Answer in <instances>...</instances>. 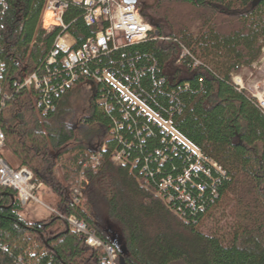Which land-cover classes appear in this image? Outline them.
<instances>
[{
  "label": "trees",
  "instance_id": "trees-1",
  "mask_svg": "<svg viewBox=\"0 0 264 264\" xmlns=\"http://www.w3.org/2000/svg\"><path fill=\"white\" fill-rule=\"evenodd\" d=\"M6 1L8 10L0 17V102L5 94L12 98L0 112L6 136L2 156L13 169L32 171L49 190L51 195L42 191L39 195L55 213L50 212L48 220L30 222L17 193L0 186V264H104V252L87 246L86 237L75 233L64 219L70 217L107 244L112 245L116 236L119 264L121 257L124 264H264V111L232 81V75L261 58L264 0H182L233 22L229 31L208 26L196 35L187 28L176 30L155 6L145 9V0H138L136 6L153 27L152 36L171 40H148L91 65L99 75L104 67L117 77L139 73L138 87L150 110L226 171L225 177L214 169L210 177L193 176L190 192L195 209L182 201L169 204L158 194L162 178L182 174L189 164L184 148L172 153L160 127L136 112L129 111L131 117L125 120L127 108L111 87L90 90L85 137L66 129L63 120L72 112L77 93L86 87L79 84L52 95L56 109L46 115L37 109L36 92H17L14 83L42 67L59 30L47 35L41 28L45 0ZM82 14L72 6L66 15L68 24L75 22L70 31L78 48L85 37L95 34ZM182 47L191 57L175 70L172 83L168 76L159 83L164 71L170 73ZM193 62L199 64L194 67ZM102 92L113 106L110 113L97 102ZM96 131L99 140H91ZM104 144L107 150L94 169L91 157ZM123 149L131 161H139L138 166L112 162L113 152ZM160 153L168 156L164 165ZM66 154L74 155L76 168L61 179L55 164ZM68 163L64 170H69ZM145 165L148 172H141ZM214 179L220 180L217 189L212 187ZM70 184L84 196L74 193ZM197 184L206 185L203 193ZM229 191L238 197V206L246 205L240 225L227 239L217 232L205 234V223L213 219ZM251 195L254 202L246 200ZM177 207H182V214Z\"/></svg>",
  "mask_w": 264,
  "mask_h": 264
},
{
  "label": "built area",
  "instance_id": "built-area-1",
  "mask_svg": "<svg viewBox=\"0 0 264 264\" xmlns=\"http://www.w3.org/2000/svg\"><path fill=\"white\" fill-rule=\"evenodd\" d=\"M72 6L79 7L83 12L82 19L84 23L95 29L94 35L85 37V42L81 48H78V41L70 31L75 22L69 24L66 22V15ZM7 10V1L0 0V17ZM48 15L51 16L52 20L51 18L48 19ZM45 18L50 21V24L45 23ZM41 28L47 35L52 34L57 29L59 30L53 48L47 55L42 67L26 76L22 82L14 83V87L17 92L23 89L36 92L38 94L37 109L42 114L46 115L50 111H55L56 107L50 101L52 95L58 96L63 94L79 84L82 87L88 88L89 91L98 85L111 87V93L114 96L118 95V99H120L122 105L125 106V109L127 108L124 115L125 120L131 117L129 111L136 112L137 116H142L148 122L160 127L162 134L165 135L164 140L167 138L170 140L172 153L176 154L178 148L182 147L188 155L187 157L190 162L182 174L176 177L168 176L162 178L159 182L158 194L167 203L174 204L177 201H182L195 209L190 192V189L194 188L192 185L193 176L199 177L200 175H204L205 177H210L212 173L211 169L216 170L223 177L227 176L226 171L216 161L201 153L196 147L197 152H194L184 139L176 137L172 132L165 129L164 124L170 126L171 124L162 120L159 114H155L150 110L146 95L138 87L140 82L139 73L135 77H132L129 73H124L122 76L117 77L109 67H104L101 75L98 74L100 73L99 70L96 72L92 70V64L133 45L148 40H171L170 38L152 36L153 27L144 20L136 4H128L125 0H45ZM174 41L177 42V40ZM182 49L180 60L178 59L181 64L188 57H191L190 52L186 48L182 47ZM115 61L114 63L117 64V61L120 60L116 59ZM198 64V62H195L194 67ZM132 68L131 72L134 70V67ZM145 71L144 68L142 75L145 74ZM166 76H168L169 82H173L174 73L168 74L164 71V76L159 79V83L166 82ZM240 84L237 82L236 86ZM188 87L189 85L186 84V89ZM101 94L97 102L105 108L106 112L110 113L113 110V106L109 104V100L104 95V92ZM11 98L12 95L10 94L3 96L0 102V112ZM258 100V106L264 111V100L260 98ZM142 106L147 108L153 116L143 109ZM5 144L6 136L0 127V186L14 190L24 207L30 202L44 205L38 198L43 184L35 179L34 174L28 168L15 170L4 160L2 152ZM106 150L107 145L104 144L100 147V151L98 150L97 154L91 157L90 165L94 169L100 166L103 158L102 153L106 152ZM160 156L163 158L161 164L164 165L168 156L164 153H160ZM111 159L113 163H130L133 167L138 166L139 162L138 160L131 161L125 149L115 150ZM141 172H148L146 165L142 168ZM81 180H84V178H81ZM213 181L212 187L217 189V184L220 183V180L214 179ZM147 184H150L148 180ZM69 186L79 197L84 196L73 184ZM196 187L201 193L206 189V185L197 184ZM213 193L215 196H218L216 190ZM78 196L74 199L75 203L79 200ZM203 208L201 207V209ZM48 209L50 212L55 213L50 207ZM182 211V207L176 208L177 213L182 214ZM60 216L64 218L62 215ZM64 219L75 233L86 237L87 246L104 252V264H119L117 248L103 242L83 222L78 221L76 218L70 217Z\"/></svg>",
  "mask_w": 264,
  "mask_h": 264
},
{
  "label": "rangeland",
  "instance_id": "rangeland-1",
  "mask_svg": "<svg viewBox=\"0 0 264 264\" xmlns=\"http://www.w3.org/2000/svg\"><path fill=\"white\" fill-rule=\"evenodd\" d=\"M142 6H144L145 9L155 6L156 10L163 13L176 30L187 28L195 35L200 31H203L208 26H213L223 32L229 31V27L232 22L227 17L214 13L211 10L193 8L189 4L182 2V0H145L142 2ZM44 21L46 24H50V21L47 18H45ZM180 57L181 56L177 57V60L171 66L173 71H171L170 68V74L174 73L175 70L183 64L179 63ZM232 81L235 85L237 82L241 83L238 85V88L240 90H246L257 103H259V98L264 100V48L261 58L251 67L244 68L240 73L232 75ZM89 93L90 91L88 88H84L81 92L77 93L76 99H74L72 112L67 114L63 120L66 129L75 130L81 137H85L87 130L83 121L89 110ZM142 108L150 113L144 106H142ZM151 115L153 116V114ZM164 127L169 132H172L176 137L183 139L172 127H170V125L164 124ZM99 135V131L92 132L89 138L91 140L98 141ZM96 142L92 141L91 143L95 144ZM185 142L190 149L197 152V149L193 145L187 141ZM73 159V154H66L57 161L55 164V172L59 178L64 179L67 171H73L76 168L75 165H72ZM65 163H68L69 170H64L63 166ZM41 191L43 195H51L49 190L44 188V186L41 188ZM38 198L42 203L45 202L43 196L38 194ZM246 198V200L254 202L256 197L251 195ZM237 199L238 197L234 195V192L229 191L226 195V200L219 206V209L213 219H210L205 223V227H203V232L205 234L210 235L212 232H217L219 236L223 235L224 237L226 236V239L229 238V234H231L234 228H237L240 225V218L242 215L244 216L246 212V205L238 206ZM23 215L30 222H37L43 221L48 217L50 218V211L46 204L42 205L30 202L26 206Z\"/></svg>",
  "mask_w": 264,
  "mask_h": 264
},
{
  "label": "water",
  "instance_id": "water-1",
  "mask_svg": "<svg viewBox=\"0 0 264 264\" xmlns=\"http://www.w3.org/2000/svg\"><path fill=\"white\" fill-rule=\"evenodd\" d=\"M125 1H126L128 4H136V3L138 2V0H125ZM112 245H113L115 248H117V249H119V247H120V244H119V242H118L116 236H114L113 239H112ZM121 264H124V263H123V258H122V257H121Z\"/></svg>",
  "mask_w": 264,
  "mask_h": 264
},
{
  "label": "bare ground",
  "instance_id": "bare-ground-1",
  "mask_svg": "<svg viewBox=\"0 0 264 264\" xmlns=\"http://www.w3.org/2000/svg\"><path fill=\"white\" fill-rule=\"evenodd\" d=\"M51 18V16L50 15H48V19H50ZM51 20H52V18H51Z\"/></svg>",
  "mask_w": 264,
  "mask_h": 264
}]
</instances>
